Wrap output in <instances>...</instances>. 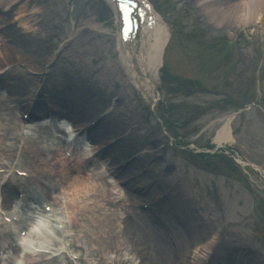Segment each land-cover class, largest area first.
Segmentation results:
<instances>
[{"label": "rangeland", "instance_id": "374dc122", "mask_svg": "<svg viewBox=\"0 0 264 264\" xmlns=\"http://www.w3.org/2000/svg\"><path fill=\"white\" fill-rule=\"evenodd\" d=\"M180 1L156 0L168 21L172 23H176L178 19L177 7ZM31 3L35 4L37 8L39 7L31 16L29 15V19L34 25L33 31L24 34V29L17 25V29L4 33L10 41L8 51L3 49L6 51L5 55H0V69L9 65H12L13 69L5 75L0 83V93L6 92L8 94L4 93L7 97L4 96L3 101L0 102L2 113H0V119L5 118L2 108L7 109L8 97L22 98L27 101L32 98L38 99L40 93H46L45 89H50L51 83L57 77L62 83L63 94L61 97L71 100L73 87L81 93H84L85 90L92 92V98L83 103L85 110L81 111V115L84 114L82 116L94 120L105 108L109 107L107 125L110 126L111 131L107 136L108 139L121 135L127 142H130L128 146H124V144L112 146L105 155L97 160L95 167L107 162L110 167L118 166L119 159H126L130 155L137 154L140 145H142V149L154 150L153 159H156V162L159 159L161 161L152 166L150 160H147L151 158H140L128 166L126 170L117 172L120 177L125 173L126 179H130L135 175L137 176L142 170H146L145 174L138 179L129 180V182L135 183L133 185L138 188L142 183L157 181L147 191L134 192V188L128 186V193H125L123 198L121 196V200L118 202L114 200L115 195L111 196L109 191L107 199L100 202L101 190L104 188L100 187L102 184L97 181L99 185L92 193L95 197L94 202L98 201L100 205L89 213H78L81 221L78 225L76 224L77 232L83 241L87 242L89 250L99 247L101 252L109 251L119 255L132 256L134 259L130 264H151V262L169 264L171 261H179V264H193L190 257L186 259V257L179 255L181 246L178 249L167 246L163 234L153 225L154 217L141 213L135 209V205L153 203L154 208L163 213L168 220L190 222L189 218L181 217L180 210L170 202L167 192L168 189L172 188L177 193H181V198L191 196L183 174L179 171L176 159L180 161L181 159L197 158L188 154L187 146L185 148V145H179L180 140L181 138L185 139V144H191L192 141H195L199 144L198 147H205L207 143L212 144L211 139L221 124L214 127L212 125L218 120L225 119L233 105L232 100L196 91L192 83H179L169 86L170 80L165 83L167 87L161 95L162 104L159 102L154 80L155 89L148 86L140 93L136 91L137 87L135 86L140 84H136V81L129 77L117 57L113 43L112 19L99 0H21L8 16L4 14L0 16V23H5L10 16L16 15L19 10L29 9L33 6ZM188 11L186 10V12ZM198 14L199 12H194L192 19L200 26H196L193 30L197 32L208 49L201 53L196 47V42L201 41L200 39H185L184 44L189 43L191 44L190 50H196L194 59L204 57L208 63L220 56L231 55L234 48L239 45L236 43L239 39L237 40L235 37L239 36L241 32L234 26H230L231 23L225 30H221L222 32L215 31V28L207 29L201 23V19L197 18ZM183 19L186 20V17L183 16ZM91 21L93 24L90 25ZM92 25H95L96 28H93ZM255 26L257 24L253 27ZM77 29L79 32L73 46L69 50L65 49L60 52L59 48L63 41L69 35L76 33ZM259 32L260 28L251 27L242 33L244 37L241 39L240 46L241 44L242 46L239 51L243 58L242 64L248 62L251 57L253 59L255 54L258 56V52L264 54L262 51L264 37L262 38ZM228 41H232L234 45H230ZM0 44L3 43L0 42ZM67 58L74 59L75 65L72 66L67 63L65 60ZM168 59L169 63L176 67L177 80L190 79L198 85L201 84L205 74L211 80H215L223 72V69L218 66H211L206 70L201 65H193L189 61L187 49L182 52L178 48H172ZM176 59H178V63L174 64ZM232 60L235 61L234 58ZM227 65L229 64L224 63V67ZM169 67L171 66L169 65ZM239 71L242 75L240 76L241 81L236 85L242 88L241 93H244V97L240 98V104L257 100L264 105V68L257 73L251 67L247 70L239 67ZM257 78L260 81L259 85ZM221 83L215 81L209 84L211 87H215ZM222 90L225 91L223 88ZM211 93L216 94L217 92ZM84 95L87 98L86 93ZM159 105L164 107L166 105L171 109L170 119L173 120V128L170 129V133L166 130L169 138L163 128L159 129V119L162 120L159 115ZM26 111L23 109L20 113ZM14 115H17L16 118H18V112H14ZM85 122L87 123V120ZM203 122L205 124H202ZM10 127L17 128L16 126ZM234 131L237 143L239 146H243L242 149L239 147H237L238 149L231 148L233 152L230 156L218 152L210 157V159L234 160L224 164V160L220 161L222 164L215 163V171L227 175L226 184L223 180L213 179L216 182L207 180L200 174L197 183L195 181L194 183L201 194L208 191L214 193L211 200L216 204L214 207L216 212L222 215L220 216V223H224L226 215L220 210L227 208L230 204V197L235 198V202L243 200L245 195L247 197L252 195L257 201H248L244 205L242 213L245 215L260 213L255 219L253 217L254 220L252 219L250 226H254L264 233V211L261 208L264 205V178L251 168L238 164L239 159L250 160L264 168V115L260 111L256 113L252 110L236 121ZM174 133L179 136V139L177 136H173ZM201 133L203 134L199 137ZM2 134L9 138L16 136L13 130L2 131L0 126V137ZM101 138L103 137H97L98 143L93 142L97 145L101 144V141L105 143L106 140ZM4 144L10 145V142ZM21 146L22 143L16 144L14 153H17ZM45 146L46 144H44ZM20 165L22 167L32 166L38 165V162H33L32 159H22ZM262 170L264 171V169ZM190 177L193 179L191 174ZM139 189L146 188L140 187ZM217 192L220 197H217ZM242 203L241 201L240 204L242 205ZM193 206L195 205L185 206L190 216ZM204 209L211 212V208L204 207ZM253 209L254 211H252ZM233 220L235 219L231 221ZM249 228L248 224L240 227L229 225L227 231L234 233L233 244L246 247L247 251L253 254L257 252L256 247L253 246V239L245 234ZM178 230L183 237L185 231L183 229ZM207 233L210 235L212 230ZM196 243L198 242L196 241ZM196 243H193L192 246L197 245ZM261 247L264 248V243L261 244ZM263 248L262 251H264ZM63 260L66 263L54 262L52 264H72L68 259L64 258Z\"/></svg>", "mask_w": 264, "mask_h": 264}, {"label": "bare ground", "instance_id": "6f19581e", "mask_svg": "<svg viewBox=\"0 0 264 264\" xmlns=\"http://www.w3.org/2000/svg\"><path fill=\"white\" fill-rule=\"evenodd\" d=\"M4 2V0H0V6L1 4ZM208 2V10L206 9L205 11L209 12V19H215L220 18V22H224V21H230V22H234V21H239V25L241 24H247L250 22H257L259 20H263L264 18L262 17V15L264 16V0H237V2L235 3H231L230 1L228 3L226 2H215L214 0H207L204 1L203 3H207ZM210 2V4H209ZM16 3V0H13V4ZM9 8L8 5L5 6L4 11H7ZM18 16L21 15L22 11L18 12ZM21 21V20H19ZM216 23V22H215ZM217 23H219V19L217 20ZM216 23V25H217ZM21 27L24 29V34H28L30 32L33 31L34 25L29 21H21L20 22ZM162 43V41H161ZM0 53L2 54V50L0 49ZM146 55V53L144 54ZM160 58V57H159ZM143 63V61H141ZM156 62H153L149 68L152 69L153 67H155ZM74 101L77 102L78 101V97L75 96L74 97ZM35 115L32 114L31 116H29V121H33L34 120ZM13 119H16L13 115ZM230 119V118H229ZM6 121V119L4 120ZM19 126L20 129L21 128H25V122L22 119L21 121H19ZM229 121H226L224 127L221 128V130H219L218 134H217V139H216V143L221 144L224 142H233L231 136H230V131H229ZM5 125V124H3ZM3 129H7L9 130V127H5L3 126ZM92 151H86V153H84V159H89L92 154ZM103 155V154H102ZM79 165L75 166L77 168H70L68 167H64L62 169L59 170V178H62V180L60 182H65L66 185L69 186L68 189V197L74 195L76 193V196L79 195H84L85 192L91 187L92 189L97 188V180H95V178H90V179H85L83 176H81L82 174V169L78 167ZM94 179V180H93ZM107 185V184H106ZM105 185V186H106ZM107 187V186H106ZM82 188V189H81ZM44 191H47L46 187H43ZM111 191H116V189L111 188ZM49 192H46V194H48ZM108 195V190L105 189L104 193H102L101 197L106 198V196ZM81 197L79 196V199ZM105 201V199H103ZM75 205V203H74ZM72 205V206H74ZM86 205V204H85ZM84 205V206H85ZM68 212L64 213V215L67 217V219L70 222H74V217H75V210H77L78 212H82L83 208L81 207H76V209L74 207H67ZM50 222V221H48ZM50 224V223H48ZM10 236H6L3 233H0V246H3V244H5L7 241L11 240ZM3 243V244H2ZM4 247L0 248V251H3ZM41 262H44V260H42ZM34 264H43V263H39L35 262Z\"/></svg>", "mask_w": 264, "mask_h": 264}]
</instances>
